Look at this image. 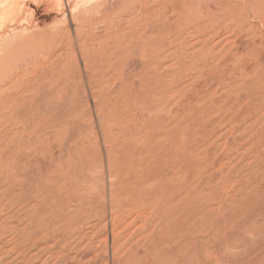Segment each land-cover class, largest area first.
Segmentation results:
<instances>
[{"label": "rangeland", "instance_id": "rangeland-1", "mask_svg": "<svg viewBox=\"0 0 264 264\" xmlns=\"http://www.w3.org/2000/svg\"><path fill=\"white\" fill-rule=\"evenodd\" d=\"M0 264H264V0H0Z\"/></svg>", "mask_w": 264, "mask_h": 264}]
</instances>
